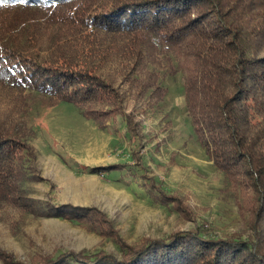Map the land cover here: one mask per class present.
<instances>
[{
    "label": "trees",
    "instance_id": "16d2710c",
    "mask_svg": "<svg viewBox=\"0 0 264 264\" xmlns=\"http://www.w3.org/2000/svg\"><path fill=\"white\" fill-rule=\"evenodd\" d=\"M159 70L181 73L193 132L239 191L254 240L219 238L197 225L128 243L98 208L41 206L22 189L28 170H36L34 149L17 124L27 91L48 96L53 106L74 105L101 130L123 119L125 133L137 139L135 116L166 94ZM0 90L16 96L0 113V212L77 222L120 249L119 257L36 254L34 264H264V0H0ZM132 158L141 165L142 156ZM73 164L75 173L102 178L124 166ZM149 186L196 221L186 196L154 179ZM0 260L20 264L1 250Z\"/></svg>",
    "mask_w": 264,
    "mask_h": 264
},
{
    "label": "rangeland",
    "instance_id": "374dc122",
    "mask_svg": "<svg viewBox=\"0 0 264 264\" xmlns=\"http://www.w3.org/2000/svg\"><path fill=\"white\" fill-rule=\"evenodd\" d=\"M158 73L166 94L152 109L135 116L137 139L125 133L123 119L109 122L101 130L83 118L74 105L53 106L48 96L27 91L25 113L17 124L34 149L36 170L26 164L30 171L27 169L22 189L41 206L69 203L98 208L128 243L194 230L197 225L219 238L254 240L239 191L215 168L193 132L181 73ZM15 98L0 90L2 115L13 108ZM50 151L59 157L56 163L48 161ZM132 155L142 156L141 165L133 166ZM73 162L91 167L124 166L102 178L75 173ZM38 175L44 180L35 181ZM149 179L159 181L169 193L186 196L196 221L182 217L171 203L159 201ZM0 250L20 264H34L36 254L56 257L67 251H104L120 256L111 237H103L86 225L5 212H0ZM0 264L5 263L0 260Z\"/></svg>",
    "mask_w": 264,
    "mask_h": 264
},
{
    "label": "crops",
    "instance_id": "0c3cea01",
    "mask_svg": "<svg viewBox=\"0 0 264 264\" xmlns=\"http://www.w3.org/2000/svg\"><path fill=\"white\" fill-rule=\"evenodd\" d=\"M59 157L57 156V154L54 151H50L49 152V157H48V161L52 162V163H56V160H58ZM85 165V164H83Z\"/></svg>",
    "mask_w": 264,
    "mask_h": 264
}]
</instances>
